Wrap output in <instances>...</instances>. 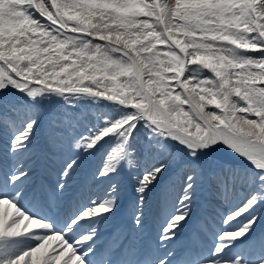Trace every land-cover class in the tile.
Returning <instances> with one entry per match:
<instances>
[{"label": "snow or ice", "instance_id": "snow-or-ice-1", "mask_svg": "<svg viewBox=\"0 0 264 264\" xmlns=\"http://www.w3.org/2000/svg\"><path fill=\"white\" fill-rule=\"evenodd\" d=\"M47 94L107 101L123 114L87 131L52 117L61 130L49 131L42 151L59 160L57 179L37 184L32 197L55 207L83 155L114 141L97 169L110 184L57 229L20 204L24 196L17 189L29 173L0 172V264H86L95 255L93 225L115 207L118 187L111 181L122 162L135 167L128 149L140 123L194 160L223 145L253 170L242 175L220 161L180 165L169 180L167 199L175 203L165 206L160 244L176 239L203 185L218 199L241 183L249 193L222 217L225 228L214 233L209 255L186 247L140 264H245L232 248L254 229L256 217L248 210L264 195V0H0V140L6 137L17 163L41 127L39 103ZM209 105L219 111L206 110ZM166 163L158 160L135 178L141 206L167 173ZM141 215L134 213L138 228ZM26 236L35 242L24 247L20 238ZM250 244L264 252V235Z\"/></svg>", "mask_w": 264, "mask_h": 264}, {"label": "bare ground", "instance_id": "bare-ground-1", "mask_svg": "<svg viewBox=\"0 0 264 264\" xmlns=\"http://www.w3.org/2000/svg\"><path fill=\"white\" fill-rule=\"evenodd\" d=\"M114 111L115 108L113 110H103L102 112L108 115H113L115 114ZM67 112V111H66ZM41 124V122H40ZM143 124V123H142ZM139 126L141 125L138 124ZM141 125L139 129H137L136 132H134L133 134V138L141 132H145L148 130L146 129H142ZM39 130H41V128H39ZM216 148H218L216 150ZM28 153H24L23 155H21L18 158V162L21 163L22 166H24V164L26 165L25 167V172L29 173V180L27 182H25L24 185H22L21 187H19L17 190L21 191L23 190V187H27V183L29 182H33V175H31L32 173L30 172V170H33L36 167V163L33 160H30V158L32 156H34L36 154V150H37V146H32ZM108 149L106 148V143H105V147L103 146V144L97 148V150L95 152H93L91 155L88 154H84L82 159H81V164L79 169L77 170V172H90L93 171L92 173L95 172V170L98 169V165L97 162L99 161V159L101 157L105 158L107 155ZM48 154V153H47ZM206 156H209L211 158H216L217 161L222 162L223 164L227 165L229 168L235 169L236 170V165H239L240 163L238 162L239 158H235L234 155H232V152L229 151L227 148H225L223 145H217L214 148L209 149L206 153H204ZM171 156V153L167 151V156ZM99 156V159L96 162V157ZM52 157V156H51ZM144 162L145 163H150L151 162V158H154V160L158 159V157H154V155H152V152L149 155H144ZM91 161H89L88 163H85L87 159H90ZM180 157H177L176 159H179ZM36 159V158H34ZM194 158H190L185 160L184 162H182V164L192 161ZM183 157H182V161H183ZM46 162V160H45ZM17 163V157L13 156L9 151H8V145L6 143V137L3 140H0V164H1V168H0V172L2 173H9L13 170H15L16 167H18V165H16ZM136 165H140L142 166V161L141 162H135ZM172 163H175V160H171L170 161V166L166 165L167 168V173L163 176H160L157 178V181L154 183L153 187L151 188V191H149L145 197V201L143 203V205L141 206L139 203V197L138 194L136 192V187L138 186L136 184V186H134V182H135V178H133V180H129L131 179L130 177H127L128 171L126 170V161L122 162L121 167L119 168V173L120 171L123 170V173L126 175L124 177V180L128 182V189H124V192L126 191H131L132 193V204L137 201L138 205L136 206V209L134 212L139 211L142 215H141V219L143 221V227L145 228L146 231H148L150 229V232H152V230H154L155 232V236H156V244L158 246V248H156L155 251L150 250L149 251V246H147L146 242L143 243L144 248L147 250V254H155V255H159L161 257H164L166 255L167 252H172L174 255L177 251V248L183 249L184 245H180V246H176L178 243H180L182 240H184L185 238H190V236L193 234V232H196V230L200 229L202 232H204L206 234V236H211L212 237V246L211 249L208 252L202 253L204 255H209L210 251L213 249V247L215 246V235L214 233L222 228H225V225L222 222V217L226 214H228L229 211L231 210H235L237 207L241 206V203L246 199L248 193H249V186L246 184H238L236 186V189L234 190V193L229 197L231 198V204L228 206H225V200L227 202V199H218L213 197L212 195H210L208 190H203V189H199L192 201V205H191V213L189 216V219L187 221L186 224H184V226L178 231L177 233V237L175 240H173L170 244H160L159 243V230L161 225L159 226V221L155 220V228L153 229V225H151V227L148 225V219L150 218V216L148 215V212H145V210L143 211V209L148 206L150 207L152 205V200L155 198L154 195H156L157 200L154 203H158V201L161 202V199L165 196H163V193H168L164 190V185L163 183H167L164 182L165 180L167 181V179H165L163 181V179L168 175V172L173 168L174 166H172ZM180 163V162H177ZM55 164L56 163H51V166H53L55 168ZM249 165L248 163H243V165ZM45 164L43 163V166ZM251 167V165H249ZM137 167H133V169H130V173L133 174H138L137 171ZM172 171V170H171ZM238 172V171H237ZM240 173V172H238ZM242 174V173H240ZM252 174V172H251ZM119 175V174H118ZM116 175V176H118ZM173 175V174H172ZM171 175V176H172ZM243 175V174H242ZM43 178H47V179H51L54 178L53 174L50 173H43L42 174ZM115 176V177H116ZM170 176V178H171ZM35 177V175H34ZM54 181L56 180V178L53 179ZM52 180V181H53ZM99 180H101V186L99 187V190H101L106 183L110 182L108 180L103 179L102 177L99 178ZM115 178H113V181H111V183H114L116 181H114ZM117 181H119L118 183V189L121 190V178H116ZM123 180V185L125 184V181ZM43 184H45L46 182H42ZM110 184V183H109ZM108 184V185H109ZM106 185V186H108ZM102 187V188H101ZM98 188V187H97ZM161 190V193H158V190ZM9 191H11V188H8ZM98 190V189H97ZM14 194V193H13ZM96 195H100L99 191L96 193ZM95 195V196H96ZM162 195V196H161ZM264 196V195H263ZM166 197H168V194H166ZM94 198V197H93ZM92 198V199H93ZM261 199L258 200V203L260 202ZM117 199H115V203H116ZM163 202V201H162ZM161 202V203H162ZM136 203V202H135ZM166 203V202H165ZM174 201H169L167 199V204L171 207L172 204H174ZM257 203V204H258ZM119 207V205L115 204V207L113 208L111 214L107 217L106 220H104L103 222H101L99 219L96 220V236L100 235L102 233L103 230H107L108 228L106 227V225H110L111 230L113 231V236H117L120 237L119 234V229L121 227H125L122 225H120V219L117 217V213L116 210ZM142 207V208H141ZM257 205H255L252 209H249L248 212L251 213V215L254 214ZM159 208V209H158ZM156 209V214L157 215H161L163 216L164 219V207H158ZM147 210V209H146ZM151 210V208H150ZM113 212H115V215L113 217L112 214ZM264 212V211H263ZM245 216L247 218H249L250 216L248 215V213H245ZM130 221L134 220V215H130L129 216ZM162 219V217H161ZM113 220L115 222H113ZM112 221V223H111ZM95 227V226H94ZM141 230V228H138L137 225L135 223L132 224V227L129 226L127 227V229L129 230V240H132L135 236H136V229ZM149 228V229H148ZM118 230V231H117ZM264 230V213H262L260 215V217L256 218V224L254 226V229L252 231H250L249 233L246 234V238L245 237H241L240 240L238 242H236L232 248V253L235 254V252H238V254L243 255L244 261L248 262L249 264H251V262H253L254 256L258 253V251H254V247H249L250 244V238L254 235H258L261 234V232ZM144 235H146L147 237H149V235L144 232ZM138 237V236H137ZM210 238V237H209ZM22 239V238H20ZM30 240V239H28ZM143 240H145L143 238ZM100 239H98V237H96V239H94L92 242H90V246L92 247L95 255H93L92 253L89 254V257L87 258V260H89V262L91 260H93L96 256L99 257L101 255L106 256L107 255V246H101L102 244H99ZM29 246L28 244H25L24 247ZM195 249H197L196 247H193ZM134 255H137V252H132ZM127 254V253H126ZM125 254V255H126ZM260 256H262L264 254V252L259 251ZM113 256H115V258H119L121 256V253L119 251L114 252ZM140 255H138L136 257V259L134 261L131 262V264H140L137 263L138 258ZM264 256V255H263ZM126 257V256H125ZM146 256L144 257H140L141 260H143ZM259 257V256H258ZM130 258V256H129ZM98 258H96L97 261ZM121 259V258H120ZM119 259V260H120Z\"/></svg>", "mask_w": 264, "mask_h": 264}, {"label": "rangeland", "instance_id": "rangeland-1", "mask_svg": "<svg viewBox=\"0 0 264 264\" xmlns=\"http://www.w3.org/2000/svg\"><path fill=\"white\" fill-rule=\"evenodd\" d=\"M17 95H19V94H17ZM55 96L56 95H54V94H53V97H49L48 94L45 95V97L46 98L48 97L49 100H51L50 98L54 99ZM60 98L67 102V105L65 107H80L82 105H86L87 107H96V105H99L98 107H101V106L105 107L104 104H106L108 106V109L113 110L115 108V110H117V111H114L115 114L111 115V117H108L109 119L117 118V114H120V113H121V115L123 114L122 111L118 107L112 106L107 101H95L91 98H88V99L75 98V99H73L71 97L72 99H67V100H65L63 97H60ZM57 105H59V104H57ZM42 106H43V100L40 99L39 107H42ZM206 110H208V111H219L211 105L207 106ZM61 113H63V111H61ZM57 124H59V123H57ZM141 125H143V124L141 123ZM140 126L137 125V129H139ZM142 129H145L144 126H142ZM217 149L218 148H216V150ZM128 151L130 153V158L134 159L136 162H139L140 160L144 159L145 158L144 155L150 154L152 152V155H154V157H158V159L154 160V158H151L152 162H150L149 166L154 164L158 160L167 161L166 165L170 166V161L175 160V163H172V166H174V169L172 168L171 169L172 171L170 170L168 172L169 176H167L163 179V181L165 179H167V181L166 180L164 181L167 183H163L164 190L166 192L168 189L170 176L175 173L176 169L180 165H182V162L191 158L187 155V150L183 149L174 140L169 139V138H162L158 135H151L150 133H147V131H145L144 133L143 132L138 133L132 139L131 146L128 149ZM167 151L171 153V156H169V155L167 156ZM232 155H234L235 158L236 157L239 158L238 162L242 163V164L237 165L236 172L238 171V172L242 173L243 175H250L251 172H253V170L251 169V167L249 165H246V166H245V164L243 165V163H247V161L241 159L239 156L235 155L233 152H232ZM177 157H180V158L176 159ZM182 157L184 159L183 161H182ZM210 161H217V160L215 157L211 158L209 156H206L205 154H202L199 156L198 160L193 159L191 162H195L201 166H207ZM177 162H180V163H177ZM100 164L104 165L103 162H100ZM142 170H144V168L140 170L141 174H142ZM241 206H242V204H241ZM263 211H264V197L261 198L260 204L257 206V209L255 210V212L252 216H255L257 218L258 216H260V213H262ZM249 218H251V216Z\"/></svg>", "mask_w": 264, "mask_h": 264}]
</instances>
